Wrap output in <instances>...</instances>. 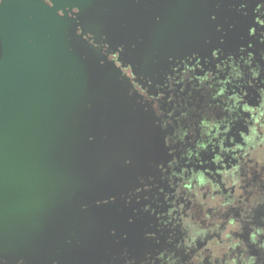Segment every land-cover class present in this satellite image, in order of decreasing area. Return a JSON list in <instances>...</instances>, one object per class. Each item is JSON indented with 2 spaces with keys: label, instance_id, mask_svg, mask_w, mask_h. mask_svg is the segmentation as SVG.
<instances>
[{
  "label": "water",
  "instance_id": "water-1",
  "mask_svg": "<svg viewBox=\"0 0 264 264\" xmlns=\"http://www.w3.org/2000/svg\"><path fill=\"white\" fill-rule=\"evenodd\" d=\"M226 0H0V258L88 250L103 205L153 171V118L110 54L153 77ZM207 25V26H206ZM158 154H153V148Z\"/></svg>",
  "mask_w": 264,
  "mask_h": 264
},
{
  "label": "flooded vegetation",
  "instance_id": "flooded-vegetation-1",
  "mask_svg": "<svg viewBox=\"0 0 264 264\" xmlns=\"http://www.w3.org/2000/svg\"><path fill=\"white\" fill-rule=\"evenodd\" d=\"M226 1L227 17L182 38L152 78L123 66L121 49L108 56L152 116L159 154L98 203L86 253L51 264L264 261V0Z\"/></svg>",
  "mask_w": 264,
  "mask_h": 264
},
{
  "label": "clouds",
  "instance_id": "clouds-1",
  "mask_svg": "<svg viewBox=\"0 0 264 264\" xmlns=\"http://www.w3.org/2000/svg\"><path fill=\"white\" fill-rule=\"evenodd\" d=\"M22 262H23V260H21V261L19 262V264H22ZM262 264H264V261H262Z\"/></svg>",
  "mask_w": 264,
  "mask_h": 264
}]
</instances>
